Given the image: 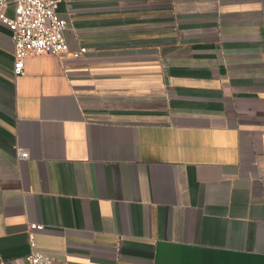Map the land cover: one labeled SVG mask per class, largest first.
<instances>
[{
    "label": "crops",
    "instance_id": "obj_1",
    "mask_svg": "<svg viewBox=\"0 0 264 264\" xmlns=\"http://www.w3.org/2000/svg\"><path fill=\"white\" fill-rule=\"evenodd\" d=\"M57 14L86 51L18 75L0 24V264H28L29 223L51 264H264V0Z\"/></svg>",
    "mask_w": 264,
    "mask_h": 264
},
{
    "label": "built area",
    "instance_id": "obj_2",
    "mask_svg": "<svg viewBox=\"0 0 264 264\" xmlns=\"http://www.w3.org/2000/svg\"><path fill=\"white\" fill-rule=\"evenodd\" d=\"M61 0H13L14 15H5L8 0H0V24L6 26L13 42V71L23 72L24 59L30 55L53 54L78 58L85 51L84 46L70 50L64 31L66 22L57 14ZM20 161L29 157L20 147L15 149ZM44 230L42 224L29 223L27 234L30 252L28 264H51V258L35 248L34 232Z\"/></svg>",
    "mask_w": 264,
    "mask_h": 264
}]
</instances>
